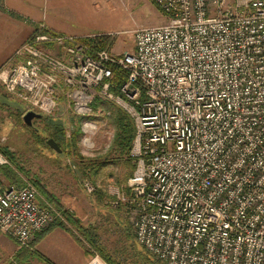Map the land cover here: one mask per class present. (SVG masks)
Wrapping results in <instances>:
<instances>
[{"label":"built area","instance_id":"1","mask_svg":"<svg viewBox=\"0 0 264 264\" xmlns=\"http://www.w3.org/2000/svg\"><path fill=\"white\" fill-rule=\"evenodd\" d=\"M153 2L170 19L135 31L134 51L95 48L40 24L0 83L27 112L80 118L85 151L97 148L93 113L111 114L94 108L98 100L128 112L136 169L111 204L124 207L159 261L264 264V0ZM116 70L126 77L119 94ZM9 164L0 150V166ZM39 197L32 183L0 179V232L20 250L34 251L53 220ZM88 264L109 263L95 254Z\"/></svg>","mask_w":264,"mask_h":264},{"label":"rangeland","instance_id":"2","mask_svg":"<svg viewBox=\"0 0 264 264\" xmlns=\"http://www.w3.org/2000/svg\"><path fill=\"white\" fill-rule=\"evenodd\" d=\"M90 3L93 10L92 19L95 23L91 27L82 28L81 33L76 36H79L95 48H102V41H104V47H108L116 53L135 50V31L139 28L166 24L170 19L153 0H90ZM0 10L5 14H13V12L6 10L4 0H0ZM13 15L11 16L18 20L23 19ZM29 37L19 44V47ZM16 51L0 64V69L6 65L15 64L18 59ZM98 102V107L102 111H110L111 114L97 116L98 111L95 108L96 112L93 113L92 118L100 119L101 122H98L99 132L94 138L97 143V148L94 151H85L80 145L82 122L80 118L78 119L69 113L65 114L63 109L56 111L53 115H48V118L53 121L61 120L64 122L65 131L71 130L72 136L68 141L73 139L75 133L76 136L78 135L76 129L80 131L79 141L75 149H67L58 153L44 143V136L49 137L51 133L47 125L50 121L36 118L33 120L32 125H28L24 120V116L27 113L25 103L9 93L0 83V150L3 148V151H1L10 161L8 167L16 174L20 183L12 182L3 171H0V179L3 182H12L18 186H24L28 183L36 186L39 191L40 201L50 205L53 209V220L42 231L58 222L65 224L71 232L63 227L56 228L50 234L58 230L70 237L82 252L86 264L89 263L90 257L95 254L88 253L90 245L87 242L84 241V246L76 240L77 238L83 239L81 230L73 225L63 213L59 207L60 205H58L59 201L61 205L72 210L84 226L98 227L101 239L105 245L109 246V252L118 260L125 258L121 254L125 250L126 242L120 234L123 231L122 229L125 230V224H128L127 221L129 222L126 218L124 207L113 209L106 204L105 206L107 207L104 205L98 206V196L89 193L84 187V183L88 181L95 188H101L110 196L108 202L111 203L113 189L118 187L124 189L130 178L126 179V175L129 172L126 162L120 160L119 154L112 151L117 133L116 125L112 119L114 109L108 105L109 102L103 100ZM8 152L11 153V157ZM81 157L86 162L109 158L108 160H111L112 164L102 168L97 173H93L91 177L86 176L85 179L81 180L78 174ZM38 183L45 190H42ZM125 190L127 191L126 187ZM130 227L135 234L131 224ZM39 233L33 239L32 246L35 247L34 251H37L34 253L30 249L20 250L16 241L0 232V264H11V256H14L15 260L20 264H57L45 253L37 249L38 244L50 235L38 241Z\"/></svg>","mask_w":264,"mask_h":264},{"label":"trees","instance_id":"3","mask_svg":"<svg viewBox=\"0 0 264 264\" xmlns=\"http://www.w3.org/2000/svg\"><path fill=\"white\" fill-rule=\"evenodd\" d=\"M19 18V16H17ZM22 18V17H20ZM39 26H37V29ZM105 43L102 41V48H108L104 47ZM125 74L121 70H116L115 71V76H114V87L113 90L119 94L120 93V87L121 85L125 82ZM101 101V100H98ZM96 102L94 104V108L98 107V103ZM102 102V101H101ZM110 107L114 109V112L112 114V119L114 120V123L117 128V133H116V138L114 141V147L112 151L116 152L119 154L120 160L123 162H126V166L129 168V172L126 175V179L131 177L134 174V171L136 169V164L134 163V159L131 156V151L133 148L134 144V139L136 136V127H135V122L133 118L128 114V112L123 109L122 107L118 106L115 103H110L108 104ZM49 116H42L43 120L48 119L49 123L47 125L49 126V131L51 133L49 134V137L44 136V143L48 145V140L50 138H54L58 144L60 145L62 152H64L67 149H75L76 144L78 143L80 131L79 129H76V132L78 135L73 137L70 141H68L66 137V131H65V124L61 120L59 121H53L48 118ZM38 120H41V118H37ZM3 151V148H1ZM56 151V150H55ZM58 152V151H56ZM113 152V153H114ZM60 153V152H58ZM8 154L11 157V153L8 152ZM79 155V154H78ZM112 156V154H110ZM109 159V158H108ZM108 159H100V160H94V161H89L86 162V160L81 157V161H79L80 166H78V174L80 179H85L86 176L91 177L93 173H97L99 170H102V168L109 166L111 163V160ZM0 171H3L10 180L13 182H19V178L16 176V174L8 167V166H0ZM39 184V183H38ZM41 186V184H39ZM42 190H45L43 186H41ZM93 194H96L98 196V206H109L110 208H116L114 207L111 203L108 202L110 200V196L104 192L101 188L96 187L95 191ZM41 203L44 204L42 201ZM58 205H60V209L63 211V213L69 218L70 222L77 226L82 233V240H78V242L82 245L85 246V242H87L90 245V249H88V253H93V254H99L104 260H106L109 264H165L161 261H159L154 255L149 253L144 246H142L136 239L135 234L132 232V229L130 227V223L127 221L128 224H125V230L122 229L121 231V237H123L124 241L126 242V247L124 252L121 254V256H125L122 260L116 259L110 252L109 246L105 245L104 241L101 239L100 234L98 233L99 228L93 227V226H84L82 222H80L76 214L66 208L64 205H61V202H58ZM105 206V207H107ZM119 208V207H118ZM126 223V222H125ZM65 228L69 232V228L63 224L62 222L55 223L45 231H42L41 233L38 234V241L44 239L46 236H48L51 232H53L56 228ZM71 234V233H70ZM22 250H27V249H22ZM34 253L37 251H33ZM120 254V253H119ZM118 254V255H119Z\"/></svg>","mask_w":264,"mask_h":264},{"label":"crops","instance_id":"4","mask_svg":"<svg viewBox=\"0 0 264 264\" xmlns=\"http://www.w3.org/2000/svg\"><path fill=\"white\" fill-rule=\"evenodd\" d=\"M6 10L18 20L0 10V64L37 29L45 24L51 31L79 35L84 27L95 23L90 0H4ZM30 38V37H29ZM37 249L57 264H86L82 252L61 231L46 237Z\"/></svg>","mask_w":264,"mask_h":264},{"label":"water","instance_id":"5","mask_svg":"<svg viewBox=\"0 0 264 264\" xmlns=\"http://www.w3.org/2000/svg\"><path fill=\"white\" fill-rule=\"evenodd\" d=\"M42 116L43 115L41 113H37L35 111H29L25 114L24 120L28 125H32L34 119L42 118ZM48 145L51 148H53L54 150H56L60 153L62 152L60 145L58 144V142L54 138H51L48 140Z\"/></svg>","mask_w":264,"mask_h":264}]
</instances>
